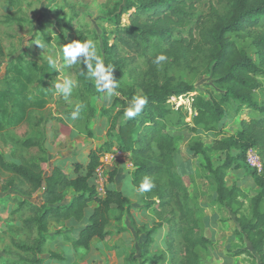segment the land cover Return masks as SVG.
Returning <instances> with one entry per match:
<instances>
[{
  "label": "trees",
  "instance_id": "1",
  "mask_svg": "<svg viewBox=\"0 0 264 264\" xmlns=\"http://www.w3.org/2000/svg\"><path fill=\"white\" fill-rule=\"evenodd\" d=\"M131 10L130 22L123 26V15ZM108 15L109 22L116 27V36L111 45L104 41L105 61L114 67L113 78L118 85L127 61L144 58L147 68L138 76L139 87L116 88L120 95L114 99L118 110L108 131L109 141L107 146L89 154L86 173L82 171V162L76 164L74 176L60 165L52 164L50 168L51 155L46 146L51 129L49 119L54 118L64 127H70L68 120L78 106L79 118L72 121L93 136L89 123L96 117L93 99L99 92L94 80L88 78L84 63L79 61L74 65L76 84H73L71 95L78 102L64 110L61 116L47 114L49 97L59 75L57 68L24 56L8 63L4 86L0 83V140L12 142L15 148L10 158L0 152V176L6 177L0 189L21 194L10 198V217L6 219L16 225L9 223L5 229H10L17 251L4 263L46 264L45 247L51 237L58 235L70 240L76 249H91L94 238L107 242L112 237L113 224L118 225L125 218L132 199L122 189L114 187L101 195L92 179L101 165L103 150L115 144L118 149L130 153L135 188L145 176L154 181L155 186L143 193V210H152L158 221L144 230L147 237L142 243L143 251L149 253L153 233L166 224L173 257L178 254L180 264H201L198 248L207 247L210 239L202 233V208L194 202L190 187L178 170V142L170 131L191 125L186 121L187 112L176 108L171 98L195 89L175 83L168 72L164 75L158 72L170 60L193 66L202 57H210V73L217 90H209L206 96H192L194 115L190 128L214 131L228 116H238L245 107L255 115L248 119L240 116L234 135L217 138L212 145L196 138L189 147L203 158L219 203L229 205L233 198L234 188L227 187L225 176L227 170L240 167L238 161H246L257 174L259 191L252 200L253 216L249 220L240 218L239 222L260 253V264H264V98L258 99L259 95H264V83L259 79L264 68L232 38L233 34L252 35L264 60V0H120ZM65 27L69 33L77 34L75 39H85L71 22ZM122 51L126 55H122ZM161 53L167 60L158 67L153 60ZM136 95L147 96L148 103L137 117L127 120L124 109ZM58 136L55 135L54 141ZM249 149L258 153L261 170L247 161ZM232 150H237V154H231ZM213 152H226L224 161L217 166L213 163ZM69 189L74 191L70 199L67 198ZM36 194L40 196L39 201L30 197ZM92 202L97 206L90 208ZM52 221L58 225H74L73 229L76 224L81 227L76 236L69 235L71 231L61 226L51 233ZM176 234L180 235L181 249L178 251L173 249ZM63 255L61 252L50 254L56 259H64ZM146 259L164 261L166 256L155 253Z\"/></svg>",
  "mask_w": 264,
  "mask_h": 264
},
{
  "label": "rangeland",
  "instance_id": "2",
  "mask_svg": "<svg viewBox=\"0 0 264 264\" xmlns=\"http://www.w3.org/2000/svg\"><path fill=\"white\" fill-rule=\"evenodd\" d=\"M119 2L120 0H0L1 86H4L8 63L18 56L34 59L39 63H48L49 58L55 60V68L59 72L57 82L63 83L64 79L68 78L75 85L74 65L65 66L61 51L65 43L75 40L77 36L76 33H69V30L66 29L65 24L68 22H71L75 29H80L85 39L90 38L94 41L97 53L107 66L104 41H108L111 45L116 36L114 31L116 27L109 22L108 13ZM133 10L123 15V26L129 24L130 14ZM232 38L252 56L259 66L264 68V60L260 57L252 35L233 34ZM38 39L47 45L45 49H40L35 45ZM121 54L126 55L124 51ZM211 65L210 57H202L193 66L185 63L175 64L173 60H170L163 64L158 72V75L168 72L175 83L194 87L195 91L191 93L174 95L171 98V102L175 104L176 108L181 107V112H187L186 121L191 125L194 115L191 107L192 96L195 94L206 96L209 90H217L210 73ZM146 68L144 58H139L135 62L127 61L120 88L139 87L138 76ZM259 79L264 83V73L259 75ZM115 91L118 94L112 97L111 102L103 99L102 93L93 99L96 117L89 123L93 136L86 134L82 130L83 126L78 125V122H74L72 119L68 120L70 127H64L54 118L49 119L48 125L51 129L47 134L46 146L51 155L50 168L52 164L60 165L70 176H74L76 164L82 162V171L86 173L89 154L107 146L105 144L109 141L108 131L118 110V106L114 105V99L120 95L116 89ZM263 98L264 95L258 96L259 100ZM75 102L78 100L72 95L65 98L54 87L47 104V114L61 116L63 111ZM254 115L255 112L250 113L245 107L238 116H228L214 131H204L201 128L195 131L190 128L191 125L189 128L178 131L170 129L175 134L179 147L178 170L183 173L194 197V202L202 208V233L210 239L207 247L198 248L201 264L261 263L260 253L255 250L239 222L240 218L249 220L253 216L252 200L259 191L255 180L257 174L246 161H238L240 167H232L227 170L225 176L227 187L234 188L233 198L229 205L219 203L215 184L208 180L203 158L194 154L189 147L190 142L196 138L201 139L207 145H212L217 138L234 135L238 130L240 116L248 119ZM56 134L59 136L54 141ZM14 148L15 145L12 142L4 143L0 140V152L8 158ZM231 154H237V150H232ZM225 155L226 152H213L214 165L222 163ZM132 168L130 153L118 149L115 144L103 150L101 165L96 168L92 181L101 195H104L106 190L113 186L119 189V185L122 184L123 191L132 199L131 208L120 224H113L114 234L112 237L107 242L99 241L98 246L92 244L91 249L73 247L74 252L69 249L65 250L67 254L64 259L51 258L52 252L63 253L64 251L62 252L55 245L49 246L48 240L43 254L46 264H180L179 255L176 254L173 257V253L170 251L167 239L169 227L166 224L157 228L153 233L149 253L143 251L142 243L146 241L147 237L144 230L153 227L158 219L152 210H143L145 206L143 194L134 191ZM3 178L6 177L0 176V185ZM15 194L21 193L0 189V206L2 205L0 207V264H5L4 260L17 251L12 243L10 229L5 230L9 223L16 225L6 219L10 217L8 214L12 206L10 198ZM73 194V189H69L67 198L70 199ZM30 197L35 201L40 199L39 194ZM262 209H264V204ZM134 220H138V222H134ZM143 224H147L148 227ZM69 225H58L52 221L49 228L51 232H55L61 226L62 229H67V232L71 231L69 235L76 236L81 225L76 224V229H73L74 225L73 227ZM70 227L72 228L70 229ZM62 239L64 238L62 237ZM174 240L173 249L178 251L181 249L180 235H174ZM66 241L72 244L70 240ZM155 253H164L166 259L164 261H147L146 258Z\"/></svg>",
  "mask_w": 264,
  "mask_h": 264
},
{
  "label": "clouds",
  "instance_id": "3",
  "mask_svg": "<svg viewBox=\"0 0 264 264\" xmlns=\"http://www.w3.org/2000/svg\"><path fill=\"white\" fill-rule=\"evenodd\" d=\"M35 45L40 49H45L47 45L41 40H37ZM63 60L66 67L76 65L82 61L88 70V78L94 80L97 92L102 93V98L111 102L114 95H117L115 89L119 86L117 80L113 78V66L105 65L102 57L97 53L96 45L93 40L86 38L84 40L75 39L65 43L62 47ZM167 56L163 53L158 54L153 63L158 67L166 62ZM50 67L55 68V60L49 58ZM55 89L68 98L72 93L73 82L71 79L65 78L63 83L57 82L54 85ZM148 103V98L145 95H136L132 98L131 103L124 109V117L127 120H132L137 117L145 105ZM80 115V107L78 106L75 111L71 113V118L76 120ZM154 181L145 176L139 184L138 188L134 191L139 194L146 193L154 187Z\"/></svg>",
  "mask_w": 264,
  "mask_h": 264
},
{
  "label": "crops",
  "instance_id": "4",
  "mask_svg": "<svg viewBox=\"0 0 264 264\" xmlns=\"http://www.w3.org/2000/svg\"><path fill=\"white\" fill-rule=\"evenodd\" d=\"M114 187V186H113ZM114 188H116V187H114ZM123 187H122V184H121V186L119 185V189H122ZM123 190V189H122ZM97 206V203L96 202H92L91 204H90V208H94V207H96ZM51 232V231H50ZM51 233H53V232H51ZM99 241L100 240H98L97 238H94L93 239V241H92V244L93 245H99L98 243H99ZM101 242V241H100ZM52 245H55L56 247H59L60 248V250L63 252V254H64V256H66V252H65V250H67V249H69V250H73V252L75 251L74 250V246H72V244L71 243H69L68 241H66V240H64V239H62V236H60V235H58V236H55V237H51V239H50V241H49V246H52ZM93 247V246H92Z\"/></svg>",
  "mask_w": 264,
  "mask_h": 264
},
{
  "label": "built area",
  "instance_id": "5",
  "mask_svg": "<svg viewBox=\"0 0 264 264\" xmlns=\"http://www.w3.org/2000/svg\"><path fill=\"white\" fill-rule=\"evenodd\" d=\"M247 161L254 167H257L258 170H261L262 168V163L260 160V157L256 150L254 149H249L247 152Z\"/></svg>",
  "mask_w": 264,
  "mask_h": 264
}]
</instances>
